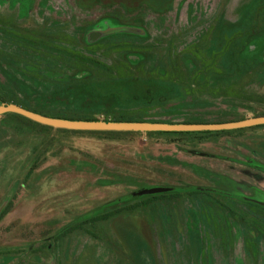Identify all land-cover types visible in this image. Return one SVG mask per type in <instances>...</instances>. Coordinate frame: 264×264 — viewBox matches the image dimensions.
I'll list each match as a JSON object with an SVG mask.
<instances>
[{
    "label": "rangeland",
    "instance_id": "374dc122",
    "mask_svg": "<svg viewBox=\"0 0 264 264\" xmlns=\"http://www.w3.org/2000/svg\"><path fill=\"white\" fill-rule=\"evenodd\" d=\"M104 19L143 37L92 42ZM0 87L30 109L102 121L254 118L264 114V0H0ZM43 140L0 119V264H264V127L52 132L53 147L33 154ZM157 186L172 191L136 196ZM79 223L88 232L65 233Z\"/></svg>",
    "mask_w": 264,
    "mask_h": 264
},
{
    "label": "trees",
    "instance_id": "16d2710c",
    "mask_svg": "<svg viewBox=\"0 0 264 264\" xmlns=\"http://www.w3.org/2000/svg\"><path fill=\"white\" fill-rule=\"evenodd\" d=\"M108 19V18H107ZM107 19H104L103 24L107 27L106 29H104V35L101 39H99L97 42L103 40L104 38L110 37L113 34H122V33H126L125 31H123L124 28H136L139 29L137 27H135L132 23H123V24H119L117 21H113V26L112 24L106 23V21H108ZM141 30V29H139ZM142 31V30H141ZM130 33V32H128ZM132 35H134L135 33H130ZM140 34L139 36L143 37V34L141 33H137ZM136 34V35H137ZM89 43H92L90 40L88 41ZM96 43V42H95ZM123 72H120L119 74H121ZM137 73L133 72L130 69H126V73L123 75L124 76H135ZM84 75H88L87 72H81L80 76H84ZM0 103H6V104H17L19 106H22L28 110L46 115V116H50V117H56V118H64V119H71V120H88V121H99L101 120L100 118L97 117H86V116H81V115H73V116H68L65 115L61 112H43V111H38V110H33L28 108L26 105H24L23 103L19 102L16 99L13 98H7L2 91V88L0 87ZM258 116H264V114H258L256 115V117ZM1 121L7 125L8 127H11L15 130H17L19 133H23V132H31V134H35L38 136H43L44 140L41 143H38L36 145L33 146V154H35V151L39 150L40 145L42 144L44 146V150H50L53 145L54 142H51L48 139L49 134H51L52 132H56L59 134H73V135H96V136H118L119 138H124L127 136H138V135H142L145 134L147 135L149 138H158V137H183L186 135H192V134H221V133H232L234 132V130L231 131H216V132H152V133H141V132H119V131H83V130H68V129H61V128H54L51 126H47V125H43L40 124L38 122H35L33 120H30L20 114H16V113H7L5 115L0 116ZM103 121H113V122H165V123H224V122H232V121H240V120H231V121H219V122H195V121H189V122H174L171 120H161V119H155V118H150V117H139L134 119L132 116L129 118L122 116L121 114H112L110 116L104 117ZM257 127H264V125L261 126H256ZM240 130V129H239ZM53 139V137H52ZM61 142V140H60ZM39 153V151H38ZM37 153V154H38ZM37 165V162H34V165L32 166V169L30 170L29 175L34 171V167ZM174 191V190H173ZM171 192V191H170ZM158 195V194H156ZM139 206H133L131 207V209H136ZM6 208L7 206L3 209L2 213L0 214V219L2 217V215L6 212ZM130 209V208H129ZM116 215L115 212H109L107 214H103L101 216L95 217L91 220V223L96 225L97 223H99L100 221L102 222H109L114 216ZM85 224L87 223H79L76 224L75 226H72L71 228H69L65 233L67 235H74L77 233H83V232H88V230L85 228ZM89 233H91L89 231ZM94 235V234H93Z\"/></svg>",
    "mask_w": 264,
    "mask_h": 264
},
{
    "label": "water",
    "instance_id": "95a60500",
    "mask_svg": "<svg viewBox=\"0 0 264 264\" xmlns=\"http://www.w3.org/2000/svg\"><path fill=\"white\" fill-rule=\"evenodd\" d=\"M123 31L130 33H141L136 28H124ZM104 35L103 32H95L90 36L91 41H97ZM7 113L20 114L30 120L54 128L83 131H119V132H216L231 131L245 128H252L264 125V116L248 118L240 121L224 123H165V122H113V121H88V120H71L46 116L31 110H28L17 104L0 105V116ZM172 191L170 187H152L142 190L136 194L138 197L152 196L156 194ZM5 202L0 208V214L6 207Z\"/></svg>",
    "mask_w": 264,
    "mask_h": 264
}]
</instances>
